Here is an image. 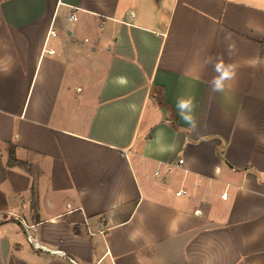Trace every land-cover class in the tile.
I'll use <instances>...</instances> for the list:
<instances>
[{"label": "crops", "instance_id": "crops-1", "mask_svg": "<svg viewBox=\"0 0 264 264\" xmlns=\"http://www.w3.org/2000/svg\"><path fill=\"white\" fill-rule=\"evenodd\" d=\"M71 260L264 264V0H0V264Z\"/></svg>", "mask_w": 264, "mask_h": 264}, {"label": "clouds", "instance_id": "clouds-1", "mask_svg": "<svg viewBox=\"0 0 264 264\" xmlns=\"http://www.w3.org/2000/svg\"><path fill=\"white\" fill-rule=\"evenodd\" d=\"M226 42V53L229 59L236 51L235 42L232 40V34L226 33L224 36ZM207 63L212 65L215 75L206 81L208 84L209 94L223 93L226 87L230 86L229 82L236 79L238 68L235 63L226 62L223 57H219L212 61L209 59ZM175 107L180 119L189 126V129L196 131L199 127V119L196 115V101L194 97H178Z\"/></svg>", "mask_w": 264, "mask_h": 264}, {"label": "built area", "instance_id": "built-area-1", "mask_svg": "<svg viewBox=\"0 0 264 264\" xmlns=\"http://www.w3.org/2000/svg\"><path fill=\"white\" fill-rule=\"evenodd\" d=\"M72 19L76 20V15H75V14L72 15ZM50 34H52L53 36L56 35L55 31H51ZM50 52H53V51L51 50ZM182 163H183V160L180 159V160H179V164H182ZM184 193H186L185 190H180V191H178L176 194H177V195H181V194H184ZM226 195H227L226 193H223V194H222V197H226ZM71 262H72L73 264H78V263H77L76 261H74V260H71Z\"/></svg>", "mask_w": 264, "mask_h": 264}, {"label": "trees", "instance_id": "trees-1", "mask_svg": "<svg viewBox=\"0 0 264 264\" xmlns=\"http://www.w3.org/2000/svg\"><path fill=\"white\" fill-rule=\"evenodd\" d=\"M10 162H17V160L14 157L13 152H11V155H10Z\"/></svg>", "mask_w": 264, "mask_h": 264}]
</instances>
